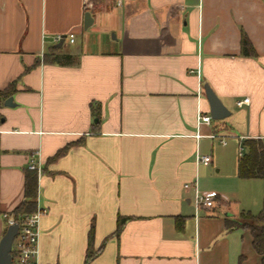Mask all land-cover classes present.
I'll return each mask as SVG.
<instances>
[{
	"label": "crops",
	"instance_id": "0c3cea01",
	"mask_svg": "<svg viewBox=\"0 0 264 264\" xmlns=\"http://www.w3.org/2000/svg\"><path fill=\"white\" fill-rule=\"evenodd\" d=\"M243 35L256 56L242 54ZM12 84L14 105L0 100V241L36 154L44 263L85 264L92 224L95 249L110 238L90 264L260 263L251 232L228 228L247 211L222 194L197 209L194 183L222 172L215 140L264 142V0H0V90ZM205 85L230 115L199 126ZM207 140L209 165L197 161ZM119 215L131 219L117 237Z\"/></svg>",
	"mask_w": 264,
	"mask_h": 264
},
{
	"label": "trees",
	"instance_id": "16d2710c",
	"mask_svg": "<svg viewBox=\"0 0 264 264\" xmlns=\"http://www.w3.org/2000/svg\"><path fill=\"white\" fill-rule=\"evenodd\" d=\"M242 54L244 56H256V52L252 47L251 42L246 35L242 37ZM72 59L71 55H50L48 59L52 63L68 64ZM47 60V61H48ZM12 86H9L5 90H0V100H6L11 96ZM93 115L97 120L100 119V108L99 106L92 103L91 105ZM83 144V140L72 142L59 149L49 161H56L64 156L70 148L75 145ZM243 149L245 150L242 156L239 157L237 162V174L241 179H260L264 183V142L261 139H246L243 141ZM38 177L37 172L32 171L26 175L25 183V197L26 199L21 202L7 217L8 220L13 218L16 223L20 226L23 225L25 217L34 211H36L38 203ZM243 219L248 220V223H241L239 226L228 224L229 229H245L249 230L252 234V246L257 254L261 257L259 264H264V208L259 214H253L251 211L241 213ZM131 219L128 216H118L117 228L113 235L120 236V232L123 229L125 223ZM178 228H182V222L178 220ZM110 236L106 237L98 249L94 247L95 240V225L92 224L89 236H88V247L85 256V264H90L91 261L104 249ZM14 256V252L12 254Z\"/></svg>",
	"mask_w": 264,
	"mask_h": 264
},
{
	"label": "built area",
	"instance_id": "2783aa9c",
	"mask_svg": "<svg viewBox=\"0 0 264 264\" xmlns=\"http://www.w3.org/2000/svg\"><path fill=\"white\" fill-rule=\"evenodd\" d=\"M124 0H115L116 6H122ZM85 8L88 10L95 8V0H84ZM64 36L56 37L57 42H61ZM70 42L73 43L75 41V35H69ZM249 102V98H246L242 101L238 102L239 106L246 104ZM211 117L209 115H204L199 113L198 115V124L202 123H210ZM201 135L198 134L197 137ZM210 138H216L214 134L209 136ZM222 144H226L224 139H221ZM243 151L241 149L240 156H242ZM36 154L32 156V159L28 165L29 170L36 171L40 176L42 174V166L40 162H38L35 158ZM197 161L199 163L209 165L212 162L211 155L197 156ZM186 187H189V184H186ZM194 187L196 189L195 194V206L197 209L201 207L212 208L217 203L220 195L215 191L202 192L199 190L197 182L194 183ZM48 209L41 207L38 203L36 211L27 215L25 217V221L22 226L19 225V231L14 239L12 246V254L14 252V256L12 255V264H48L44 263L40 259V235H41V218L47 214ZM13 218H10L8 224H15Z\"/></svg>",
	"mask_w": 264,
	"mask_h": 264
},
{
	"label": "rangeland",
	"instance_id": "374dc122",
	"mask_svg": "<svg viewBox=\"0 0 264 264\" xmlns=\"http://www.w3.org/2000/svg\"><path fill=\"white\" fill-rule=\"evenodd\" d=\"M214 144V156L221 165L222 172H217L216 168L213 169L211 176L204 178L202 181L201 191H215L224 195L230 200L232 209L235 205H238L240 211L250 210L253 214H259L264 208V183L261 181H247L238 176H232L241 152V148L235 140L227 139V145L219 144L215 140ZM205 147V154L210 155L212 150L210 140L206 141ZM225 174H231V176L223 178ZM220 176H223L222 179H219ZM247 204L249 206H244ZM231 223L239 226L241 223H248V220L238 218L231 221ZM239 232L242 234L244 230H239Z\"/></svg>",
	"mask_w": 264,
	"mask_h": 264
},
{
	"label": "water",
	"instance_id": "95a60500",
	"mask_svg": "<svg viewBox=\"0 0 264 264\" xmlns=\"http://www.w3.org/2000/svg\"><path fill=\"white\" fill-rule=\"evenodd\" d=\"M93 21L91 12H86L84 17L85 29H88L93 24ZM64 39L63 37L60 43H63ZM205 92L210 104L211 118L221 120L228 117L230 111L209 85H205ZM5 104L6 106H13V97L7 98ZM18 231L19 224H11L3 235L0 241V264H12V246Z\"/></svg>",
	"mask_w": 264,
	"mask_h": 264
}]
</instances>
